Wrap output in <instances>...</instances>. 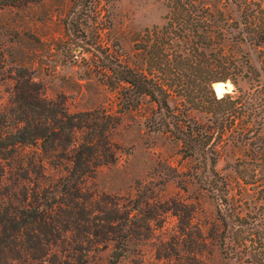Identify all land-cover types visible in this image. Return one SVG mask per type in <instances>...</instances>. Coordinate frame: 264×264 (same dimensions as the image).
<instances>
[{"label":"rangeland","instance_id":"374dc122","mask_svg":"<svg viewBox=\"0 0 264 264\" xmlns=\"http://www.w3.org/2000/svg\"><path fill=\"white\" fill-rule=\"evenodd\" d=\"M177 1L188 9L178 11ZM242 1L249 0H0V73L6 77L0 81V110L14 85L7 77L20 69L46 98L60 100L71 113L105 110L118 117L107 132L112 160L83 183L98 205L118 203L133 216L132 236L117 264H264L263 44L225 43L245 54L259 81L222 83L239 101L226 114L222 140L216 138L212 168L208 159L183 157L176 139L148 125L155 105L149 97L119 114L115 82L125 65L158 73L164 43L166 59L180 50L192 59L178 36L192 33L194 21L201 32L209 17L238 22ZM251 1L264 7V0ZM184 82L200 88L193 75ZM169 104L210 124L182 96ZM246 126L253 135L244 136ZM18 151L41 160L44 183L63 175L39 145ZM111 250L108 242L86 264H107Z\"/></svg>","mask_w":264,"mask_h":264},{"label":"trees","instance_id":"16d2710c","mask_svg":"<svg viewBox=\"0 0 264 264\" xmlns=\"http://www.w3.org/2000/svg\"><path fill=\"white\" fill-rule=\"evenodd\" d=\"M239 5L238 22L220 23L209 17L201 32L194 21L192 33L178 36L182 49L192 51V59L181 50L174 59H166L164 43L158 50L165 56L158 73L148 75L125 65L115 81L121 96L119 114L149 97L155 105L148 125L176 139L183 157L208 159L211 168L217 159L216 138L222 140L226 116L236 111L239 101V95L227 92L218 96L213 84L229 81L236 87L239 80L259 81L245 54L225 43L264 47V7L251 0ZM177 7L186 10L188 4L177 1ZM16 70L17 75L7 77L14 81L9 104L0 110V264H86L89 254L108 242L112 250L107 264H117L131 239L133 216L118 203L98 205L83 187L99 165L112 160L107 132L118 122L117 115L105 110L71 113ZM261 70L264 73V65ZM188 75L199 80L200 88H188L184 82ZM5 78L0 73V81ZM175 96L208 116L210 124L189 115L181 105L171 106L169 99ZM242 132L251 136L255 131L246 126ZM31 145L50 153L52 164L63 170L55 182H43L40 159L18 151Z\"/></svg>","mask_w":264,"mask_h":264},{"label":"bare ground","instance_id":"6f19581e","mask_svg":"<svg viewBox=\"0 0 264 264\" xmlns=\"http://www.w3.org/2000/svg\"><path fill=\"white\" fill-rule=\"evenodd\" d=\"M214 90L219 95L221 92L224 91V84H222V83L215 84L214 85Z\"/></svg>","mask_w":264,"mask_h":264},{"label":"water","instance_id":"95a60500","mask_svg":"<svg viewBox=\"0 0 264 264\" xmlns=\"http://www.w3.org/2000/svg\"><path fill=\"white\" fill-rule=\"evenodd\" d=\"M222 83H225V82H222ZM226 91H225V88H224V92L223 93H225ZM219 96H221V95H219Z\"/></svg>","mask_w":264,"mask_h":264}]
</instances>
